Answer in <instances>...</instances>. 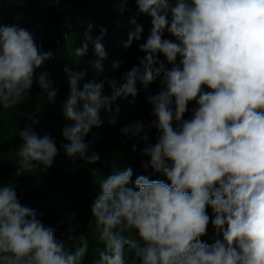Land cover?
<instances>
[{
  "label": "clouds",
  "instance_id": "9594fccd",
  "mask_svg": "<svg viewBox=\"0 0 264 264\" xmlns=\"http://www.w3.org/2000/svg\"><path fill=\"white\" fill-rule=\"evenodd\" d=\"M136 2L138 13L152 17L151 34L140 46L146 55L124 74L123 83L108 81L110 96L102 94L104 83L95 80L81 89L86 72L69 74L63 114L71 123L63 129L68 143L62 148L69 158L95 163L100 157L86 155L89 144L84 137L102 124L101 110L110 111L118 98L135 97L137 82L147 88L163 74L164 87L148 97L157 118L153 125L161 135L145 152L150 167L170 184L146 176L133 181L131 168L101 181V193L91 208L105 244L96 264H127L125 246L135 249L132 264H264V0ZM130 22L136 27L124 43L126 49L143 31L134 18ZM165 29L177 42L162 38ZM106 31L102 27L94 40L86 32L82 46L75 49L76 57H83L89 41L93 43L97 59L92 67L98 73L107 57L101 42ZM158 53L173 65L170 70L158 61ZM52 56L40 50L29 31L0 26V106L8 109L26 99L35 70ZM38 84L54 102L57 93L47 73L38 77ZM203 86L211 91H203ZM192 100L199 107L192 119L183 120ZM121 131L135 136L144 125ZM19 135V164L50 168L58 154L55 139L41 137L31 127ZM207 206L223 236L211 245L200 241L210 219ZM131 229L137 230L143 246L125 235ZM88 251L87 235L67 249L54 228L18 201L11 186L0 189V264H83Z\"/></svg>",
  "mask_w": 264,
  "mask_h": 264
},
{
  "label": "trees",
  "instance_id": "16d2710c",
  "mask_svg": "<svg viewBox=\"0 0 264 264\" xmlns=\"http://www.w3.org/2000/svg\"><path fill=\"white\" fill-rule=\"evenodd\" d=\"M170 3L174 5L175 0H170ZM133 18L143 31L140 39L133 40L126 49L124 43L136 27L130 22ZM168 18L170 21V13ZM12 25L25 30L43 27L40 34L33 35L35 43L42 52L51 51L53 56L35 70L26 99L8 109L0 106V189L11 186L18 201L33 209L37 219L46 227L54 228L56 239L62 242L56 222L60 216H64L65 220L70 221L66 227L76 240L71 245L64 244L65 247L71 250L81 236L87 235L89 251L83 264H96L100 252L105 250V244L100 240L101 226L96 223L91 208L101 193V181L117 171L131 168L133 181L138 176H146L170 184L162 173L155 172L145 163L150 162V156H144L145 149L154 146L161 135L153 125L157 118L148 97L158 94L164 87L163 74L147 88L137 82L135 97L118 98L110 111L101 110L102 124L94 126L84 137L89 144L86 155L94 152L100 157L95 163H87L79 156L69 158L62 148L63 144L68 143L62 135L63 129L71 123L63 114L64 101L70 92L69 74L86 72L79 82L80 88L90 80L103 82L102 94L110 96L108 81L115 79L118 85L123 83L124 74L139 66L140 60L146 55L140 46L146 43L151 34L152 17L138 13L136 0H127L126 3L125 0H59L58 3L55 0H0V26ZM89 25H92L90 32ZM102 27L107 30L101 40L107 57L103 62V71L98 73L92 67L97 59L93 43L89 41L88 51L83 57H76L75 49L82 46L86 32L94 40L101 35ZM162 38L177 42L167 29ZM157 59L166 70L173 67L162 53L157 54ZM180 60L178 55L177 65ZM116 61L121 63L114 69L112 65ZM66 67L68 73L64 71ZM42 73H47L52 88L56 90L54 102L49 101L47 92L38 84V77ZM203 91L211 89L203 86ZM170 107L175 110L174 98ZM198 107L195 100L189 101L182 119H192ZM113 120L114 123L111 122ZM136 123H142L144 131L135 136L121 131ZM178 126L179 122L173 120V127ZM26 127H31L41 137L47 134L55 139L58 154L50 168L44 169L41 164L35 169H26L19 164L17 153L23 143L19 132ZM145 135L147 139H144ZM206 213L210 219L206 234L200 237V241L211 245L217 239L222 240L223 236L212 224L215 213L211 206L206 207ZM125 235L138 246H143L137 230L131 229ZM125 259L127 264L136 260L135 249L131 246H125Z\"/></svg>",
  "mask_w": 264,
  "mask_h": 264
},
{
  "label": "rangeland",
  "instance_id": "374dc122",
  "mask_svg": "<svg viewBox=\"0 0 264 264\" xmlns=\"http://www.w3.org/2000/svg\"><path fill=\"white\" fill-rule=\"evenodd\" d=\"M43 30V27H34L27 31H29L32 35H38ZM146 122L149 121L148 118L145 119ZM149 143V140L147 141ZM145 158H148L149 155L144 154ZM146 164L150 165V162L145 161ZM66 224H70L69 220H65L64 216H60L56 222V227L60 229V235L62 237L63 243L67 245H71L76 242L75 238L72 235V231L68 229Z\"/></svg>",
  "mask_w": 264,
  "mask_h": 264
}]
</instances>
